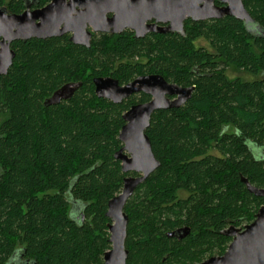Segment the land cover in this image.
I'll return each instance as SVG.
<instances>
[{"label": "trees", "instance_id": "1", "mask_svg": "<svg viewBox=\"0 0 264 264\" xmlns=\"http://www.w3.org/2000/svg\"><path fill=\"white\" fill-rule=\"evenodd\" d=\"M50 1L0 7L21 13ZM243 1L253 22L187 19L180 33L138 38L127 29L95 34L90 46L67 35L14 42V62L0 75V264L15 253L21 264H105L108 202L136 175L115 158L123 113L151 96L98 97V76L126 84L158 73L195 85L181 107L154 112L146 130L161 165L126 204L127 264L194 263L226 251L222 231L252 222L264 204L241 178L264 188V0ZM229 67L255 78H230ZM70 82L82 86L45 105ZM183 228L185 237L169 236Z\"/></svg>", "mask_w": 264, "mask_h": 264}, {"label": "water", "instance_id": "2", "mask_svg": "<svg viewBox=\"0 0 264 264\" xmlns=\"http://www.w3.org/2000/svg\"><path fill=\"white\" fill-rule=\"evenodd\" d=\"M225 16L253 22L243 0H51L43 7H27L21 13L0 7V75L7 74L14 62L16 51L12 43L15 41L61 37L72 32L70 40L74 44L90 46L94 32L120 34L131 29L136 37L143 38L151 32H183L188 18L200 21ZM93 82L97 96L114 103H122L141 92L151 96L149 101L134 104L123 113L125 124L119 134L123 146L115 153V158L121 161L124 173L135 172L136 175L125 177L122 192L109 200L106 213L112 220L108 224L112 247L104 253V262L127 264L129 216L126 204L138 186L161 165L146 130L154 112L181 107L191 99L195 86L170 82L158 73L140 75L126 84L113 76L94 77ZM81 86L82 82L63 85L45 105L70 99ZM241 178L250 192L264 197L263 187L252 184L245 176ZM179 232V238H183L189 230L183 228ZM176 233L173 231L169 236ZM222 233L232 238L225 253L198 264H264V204L243 230L231 225Z\"/></svg>", "mask_w": 264, "mask_h": 264}, {"label": "flooded vegetation", "instance_id": "3", "mask_svg": "<svg viewBox=\"0 0 264 264\" xmlns=\"http://www.w3.org/2000/svg\"><path fill=\"white\" fill-rule=\"evenodd\" d=\"M51 2V1H50ZM216 4H218V5H222L221 3H219L218 1H216ZM27 7H31L32 8V5H31V2H28L27 3V5H26V8ZM25 8V9H26ZM40 8V7H39ZM7 9V8H6ZM24 9V10H25ZM34 9V8H33ZM23 10V11H24ZM7 11L8 12H10L8 9H7ZM22 11V12H23ZM11 13H13V12H11ZM112 14H110V16H111ZM188 19H192V18H188ZM193 20V19H192ZM207 20H212V19H207ZM200 21H204V20H200ZM150 22H154V20L153 21H150ZM159 25H161V26H163V25H165V24H162V23H159ZM127 30V29H126ZM131 30V29H130ZM133 31V30H132ZM100 33H105V32H94L93 33V36L95 35V34H100ZM123 33V32H122ZM151 33H156V32H151ZM167 33H175V32H167ZM110 34H112V33H110ZM121 34V33H120ZM148 34H150V33H148ZM147 34V35H148ZM65 36L67 35V36H69V38H71V35H72V32H70V33H66V34H64ZM63 35V36H64ZM93 36H92V38H93ZM92 40V39H91ZM16 42V41H15ZM72 42V41H71ZM13 44H14V42L12 43V48H13ZM230 68H233V67H229L228 68V70L230 69ZM228 70H227V73H228ZM243 72V71H242ZM246 73V72H245ZM249 74V73H248ZM238 76H241V77H243L242 75H238ZM235 77H237V76H234V77H230V78H235ZM192 86H195V85H192ZM257 214V213H256ZM255 217H256V215H255ZM251 222H249V223H244V224H242V225H236V224H234V223H232V224H230L228 227H226L225 229H228L231 225H235L236 227H238V228H241V230H243L244 228H245V226L246 225H248V224H250ZM224 229V230H225ZM176 234H175V236L176 237H178L179 238V234H180V232H179V230H176ZM223 234V233H222ZM226 236V235H225ZM229 237V236H228ZM231 238V237H230ZM179 239H181V238H179ZM231 241H232V238H231V240H230V242H229V244L231 243ZM229 244H228V246H229ZM227 249H228V247H227ZM226 249V250H227ZM225 253V252H224ZM224 253H222V254H224ZM222 254H216V255H222ZM212 256H214V255H212ZM211 256H207L206 258H204V259H202V260H200V261H196V262H194V263H183V264H198V263H201V262H203V261H205V260H207L208 258H210ZM21 262H22V255L20 254V253H15L14 255H13V257H12V259H11V261L9 262V264H21Z\"/></svg>", "mask_w": 264, "mask_h": 264}, {"label": "rangeland", "instance_id": "4", "mask_svg": "<svg viewBox=\"0 0 264 264\" xmlns=\"http://www.w3.org/2000/svg\"><path fill=\"white\" fill-rule=\"evenodd\" d=\"M199 43L200 44H203V45L206 44V42L204 40L196 41V44H199ZM228 75H229V77H234V76L242 75L246 79H254L255 78L254 76H252V75H250L248 73H245L244 71L241 72V71H238V70H236L234 68H230L228 70ZM182 195H184V193ZM73 204H75V203L73 202ZM76 208H79V206L78 207L76 206Z\"/></svg>", "mask_w": 264, "mask_h": 264}]
</instances>
